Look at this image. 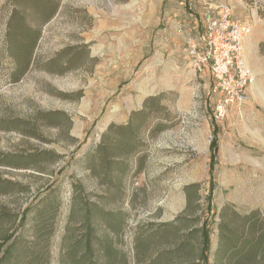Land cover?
Returning <instances> with one entry per match:
<instances>
[{"label": "rangeland", "instance_id": "1", "mask_svg": "<svg viewBox=\"0 0 264 264\" xmlns=\"http://www.w3.org/2000/svg\"><path fill=\"white\" fill-rule=\"evenodd\" d=\"M19 2L42 22V0ZM192 3L61 0L14 83L15 0H0V248L16 240L2 264H84L90 228L128 264H264V0L232 5L256 81L221 120L210 71L168 36Z\"/></svg>", "mask_w": 264, "mask_h": 264}, {"label": "built area", "instance_id": "2", "mask_svg": "<svg viewBox=\"0 0 264 264\" xmlns=\"http://www.w3.org/2000/svg\"><path fill=\"white\" fill-rule=\"evenodd\" d=\"M208 5L202 36H185L184 48L196 73L208 69L219 94L216 118L225 117L229 107L250 101L256 76L245 57L244 41L251 27L236 18L234 8L220 0H203Z\"/></svg>", "mask_w": 264, "mask_h": 264}, {"label": "trees", "instance_id": "3", "mask_svg": "<svg viewBox=\"0 0 264 264\" xmlns=\"http://www.w3.org/2000/svg\"><path fill=\"white\" fill-rule=\"evenodd\" d=\"M42 1L45 8L42 22L28 23V21H26L24 16H22L21 14L19 0H15V7L8 22L6 33V44L9 51L14 49L15 47L18 48L16 54H14V59L16 62L15 70L12 73V81L14 83L22 80L23 77L31 69L35 52L42 35L43 25L48 23L58 13L61 0ZM155 102V98H150L145 101V107H148ZM60 115L61 114L58 112L51 113V115H49V118L51 120H54V118L55 120H57L56 118H58ZM31 157L35 162H40L37 161L40 159L39 155H32ZM10 165L16 168H31L32 166H34L33 164L13 165L11 163ZM89 210L92 213L91 208ZM209 227L210 224L205 221L201 228L202 255L205 263L207 261L208 252L211 246V233ZM94 238L95 232L92 228H90L84 239L85 249L83 252L84 257H82L83 260L81 261V263L106 264L105 261L101 260V253L107 251L110 254V258H112L111 261H109L107 264H128L126 256L114 247V243L112 240L107 239V241L104 242L102 239H98L97 242H95ZM15 241L16 240L13 238H10L8 241H6L5 243L10 242V245L3 251V246H1L0 250L2 252V255L0 256V264H2L9 257L10 253L15 247ZM96 252H98L100 255L96 256ZM254 253H256V249L254 250ZM254 253L252 255H254Z\"/></svg>", "mask_w": 264, "mask_h": 264}, {"label": "crops", "instance_id": "4", "mask_svg": "<svg viewBox=\"0 0 264 264\" xmlns=\"http://www.w3.org/2000/svg\"><path fill=\"white\" fill-rule=\"evenodd\" d=\"M169 1V0H168ZM178 2L184 0H177ZM222 2H227L230 5H234L236 8L237 3L235 0H220ZM192 5L195 10L192 13H188L187 11L178 10V13L175 14L176 18H171L169 21V39L171 40V45L175 47L184 46V37L193 35V36H202L204 34L205 27V17L206 12L208 11V5L203 2V0H193ZM182 6V5H181ZM173 11L172 13H174ZM171 15V14H169ZM234 15L236 18L242 19V15H236L234 10ZM171 17V16H170ZM179 17V18H177ZM175 42V44L173 42ZM181 48V47H180Z\"/></svg>", "mask_w": 264, "mask_h": 264}]
</instances>
